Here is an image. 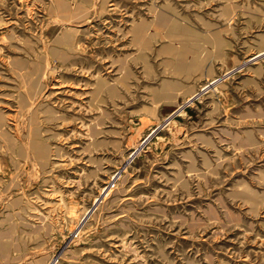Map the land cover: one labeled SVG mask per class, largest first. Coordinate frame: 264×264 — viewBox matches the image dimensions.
<instances>
[{"label": "rangeland", "instance_id": "1", "mask_svg": "<svg viewBox=\"0 0 264 264\" xmlns=\"http://www.w3.org/2000/svg\"><path fill=\"white\" fill-rule=\"evenodd\" d=\"M0 264H264V0H0Z\"/></svg>", "mask_w": 264, "mask_h": 264}, {"label": "bare ground", "instance_id": "2", "mask_svg": "<svg viewBox=\"0 0 264 264\" xmlns=\"http://www.w3.org/2000/svg\"><path fill=\"white\" fill-rule=\"evenodd\" d=\"M57 8L60 9V11L62 12V15H63L65 18H67V17L72 18V16H73L74 13H68L69 11H68L67 6H66V4H65L64 2H62V1L57 2ZM163 21H166V19H165L164 17H161V18H160V23H163ZM136 33H137V35H138V32H136ZM70 34H72L71 30L66 31V32L63 34V36H61L60 39L57 40V42H58L60 45L65 46L66 48L70 49L69 47H70V45H71V43H70L71 41L68 39V38L70 37ZM100 85H101V84H100ZM100 85H99V87H100ZM99 87H98V88H99ZM36 141H37V140H36ZM139 144H140V143H139ZM33 150H34L35 154H36L37 156H39V158H40V157H45V156L47 155V151H46V149H45L42 145H40L39 143H34V144H33ZM42 159H43V158H42ZM63 243H64V242H63ZM63 243H62V244H63ZM66 247H67V246H66Z\"/></svg>", "mask_w": 264, "mask_h": 264}]
</instances>
